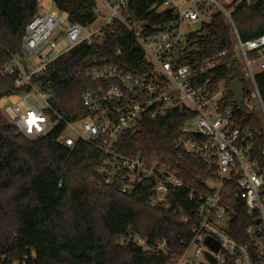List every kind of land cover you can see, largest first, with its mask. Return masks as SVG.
I'll list each match as a JSON object with an SVG mask.
<instances>
[{
	"label": "built area",
	"instance_id": "built-area-1",
	"mask_svg": "<svg viewBox=\"0 0 264 264\" xmlns=\"http://www.w3.org/2000/svg\"><path fill=\"white\" fill-rule=\"evenodd\" d=\"M130 1L95 0L92 22L68 21L62 26L54 11H44L43 1L38 0V10L24 28L19 54L0 67V77L14 75V86L20 88L3 114L31 140L62 126L59 144L71 149L81 141L100 152L102 160L90 179L97 187H115L126 195L143 187L150 207L179 216L180 223L189 227L188 238H180L178 246L166 239L149 242L126 231L117 239L120 247L162 256L167 264H264V88L257 82L264 73V34L239 38L230 11L241 0H152L147 12L169 17L158 23L133 18ZM207 6L213 9L211 15L221 13L229 26L232 58L244 87L243 91L239 82V104L232 93L230 97V86L224 81L215 85L208 75L222 65L226 51L213 54L194 72L177 65L179 51L194 31L190 26L203 23ZM114 22L133 39L147 70L133 74L107 57L94 60L84 71L95 83L81 95L84 115L68 120L53 107L51 84L41 86L33 79L75 46L100 42L103 29ZM60 37L66 46L51 56ZM172 110L188 113L172 147L207 175L199 178V188L186 185L164 165L117 151L124 135L140 122ZM181 201L189 203L190 215ZM236 214L247 222L242 241L231 235ZM30 260L33 251L12 261L0 254V264H33Z\"/></svg>",
	"mask_w": 264,
	"mask_h": 264
},
{
	"label": "trees",
	"instance_id": "trees-1",
	"mask_svg": "<svg viewBox=\"0 0 264 264\" xmlns=\"http://www.w3.org/2000/svg\"><path fill=\"white\" fill-rule=\"evenodd\" d=\"M66 13L68 21L87 24L94 20L95 0H52ZM38 0H0V67L19 54L26 24L37 12ZM152 0H131L129 13L135 19L159 22L167 13L147 12ZM231 21L241 40L264 34V0H241L230 11ZM119 50V53L116 52ZM226 51L221 66L208 73L215 85L237 79L244 91L240 70L232 58L229 26L221 13L189 33L179 51L177 65L192 72L213 54ZM107 57L119 69L133 74L147 70L142 53L123 27L114 22L103 29L100 42L81 43L59 55L44 75L33 81L55 94L53 107L66 119L84 115L82 93L95 83L84 71L94 60ZM264 88V73L257 76ZM14 75L0 77V96L18 93ZM230 97L232 98V94ZM188 113L172 110L154 120L142 121L127 132L117 147L125 155H138L149 164L164 165L188 186L199 188L197 179H206L202 168L174 151ZM62 126L48 135L31 140L10 123H0V254L8 261L20 260L34 252L33 264H167L168 259L120 247L117 239L129 231L149 242L166 239L178 246L189 236L188 225L179 216L150 207L142 187L132 195L115 187H97L95 176L102 156L93 146L77 141L71 148L57 142ZM190 215L189 203L181 201ZM247 225L235 215L231 235L242 241Z\"/></svg>",
	"mask_w": 264,
	"mask_h": 264
},
{
	"label": "rangeland",
	"instance_id": "rangeland-1",
	"mask_svg": "<svg viewBox=\"0 0 264 264\" xmlns=\"http://www.w3.org/2000/svg\"><path fill=\"white\" fill-rule=\"evenodd\" d=\"M43 4H44V11H54L55 13V17L57 18V20L59 21V23L62 26H65L68 22V18L65 12L58 10L53 1L52 0H42ZM207 10L206 12L203 14L202 17V22H208L211 13L213 12V9H209V7H206ZM191 30H196L199 28V24H193L192 26H190ZM63 29V28H62ZM66 46L63 37H60V39H58L57 43H56V47L50 52L51 56L56 55L57 53H59L64 47ZM17 94H9V95H5V96H0V123H9L8 122V117L6 115L3 114V107L6 106V104H9L12 100H16L18 97ZM78 126V125H76Z\"/></svg>",
	"mask_w": 264,
	"mask_h": 264
},
{
	"label": "water",
	"instance_id": "water-1",
	"mask_svg": "<svg viewBox=\"0 0 264 264\" xmlns=\"http://www.w3.org/2000/svg\"><path fill=\"white\" fill-rule=\"evenodd\" d=\"M229 86H230L231 93L235 97L236 103L239 104L242 99L239 81L237 79H233L232 81H230ZM197 182L200 183L201 182L200 179H198ZM214 248L216 249L217 245H215Z\"/></svg>",
	"mask_w": 264,
	"mask_h": 264
}]
</instances>
